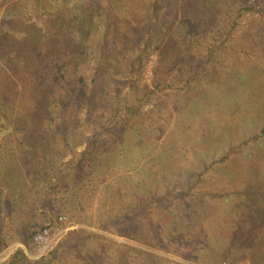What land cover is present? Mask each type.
<instances>
[{
    "label": "rangeland",
    "instance_id": "374dc122",
    "mask_svg": "<svg viewBox=\"0 0 264 264\" xmlns=\"http://www.w3.org/2000/svg\"><path fill=\"white\" fill-rule=\"evenodd\" d=\"M146 1L136 0L134 9L139 12L134 9L126 12L123 9L120 17L113 19L110 24L112 36L110 34L109 40L114 42L112 39H117L119 48L111 47L109 42L108 52L117 57L116 61L122 66L131 63L133 56L143 49V33L139 34L142 26L138 20L144 12ZM168 1L171 8L164 18L165 22L170 20L171 30L163 42L154 46L155 50L144 57V69L139 75V90L149 86L154 92L148 95V101L144 103L140 115L132 122L120 124L121 135L109 132V136L113 137L102 139L98 150L87 163L89 168L93 167V171L86 176H79L78 183L66 176L74 177L73 165L79 161L80 150L84 148L81 145L77 150L74 148L82 141L79 136L77 137L80 139L72 143V152L68 149L56 152L48 146L49 143L54 144L56 138H49L50 141L44 145L42 142L37 147L36 154L40 157L45 148L49 149L45 152L49 154V159L53 157L55 160H63L62 165L66 163L62 167L58 184H55L56 192L51 197V214H46L47 218L39 217L38 214L36 217H28L22 212L23 206H18V213L13 214V217L1 216L0 233L3 237L0 238V264H5L18 249L27 250L23 244V236L26 226L29 227L28 222H34L31 231L38 230L48 224L57 225L62 216L67 218L66 227L69 228L63 240L71 232L90 231L105 235L148 251L151 255L145 253L143 257L149 264L264 263V138L257 144L241 147L245 140L264 129V50L258 48L252 39L262 26L264 28V16L257 17L253 22H250L249 17L244 19L236 40L219 52L212 64H207L215 74L213 76L209 73L207 78L223 81V87L234 84L239 91L230 94L225 101H219L223 93L221 90V95L217 94L215 87L211 92L205 93L206 103L200 105L197 98L193 99L196 89L193 85L188 87L183 79L168 81V86L163 85L165 89L155 90L157 77H161L164 67L168 68V63L183 58H176L184 47L181 39L175 35L183 0H166ZM222 4L225 14L233 13L244 6L245 0H225ZM254 64L260 70L261 79L255 83L260 104L255 99L248 103L244 96L245 76ZM3 66L0 61V71ZM123 72L124 75L118 74L119 78L122 77L118 83L119 93L126 97L131 94V87L126 80L128 73ZM175 73L177 71L171 73V78L176 77ZM19 90L20 85L18 89L12 88L7 98H11L12 94L15 97ZM20 98L18 95L17 99H13L17 105ZM111 98L103 102L105 106L114 105L109 101ZM207 103H212L210 108ZM136 120L138 122L134 124ZM15 121L19 124L17 127H29L26 120ZM116 122L114 125H117ZM230 124L232 128H229ZM134 131L138 133L134 134ZM138 137L143 141L142 145L147 153L144 157L140 149L134 146ZM32 138L33 141H38L39 135ZM227 140L230 143H225ZM39 143L41 142L36 145L39 146ZM167 143L170 147L176 145L178 151L174 159L163 164V160L155 159V156L160 151L165 156H172ZM229 147L233 148L230 158L222 161L228 154ZM4 157L8 158L6 154ZM138 158L140 161L137 164ZM216 161L221 164L211 167V163ZM135 164L137 166L133 169ZM82 168L84 166L77 168L78 174L82 173ZM48 171L50 172V168ZM0 173L4 177L6 170ZM144 180L149 184L147 188L143 184ZM28 183L33 185L31 181ZM1 184L0 182V186ZM148 190L153 192L149 195ZM47 191L45 187L43 193ZM38 192L33 191L31 194ZM153 194L155 195L151 196ZM135 199L142 206L153 200L154 204L161 202L158 205L165 208L157 210L154 205L141 213H135L136 222L142 221L149 225V230L138 231L137 242L118 237L116 232L124 230L121 221H115L107 229L103 227L111 215L119 214L121 209L117 200L122 205L133 208L137 203L133 202ZM190 223L196 225L193 232L197 239L191 242L193 245L189 241L192 230ZM179 232L182 234L181 240L169 239L174 233L179 235ZM78 242L79 239L73 250L65 252L64 257L54 264H81L87 259L103 264L102 251H95L96 256L91 253L94 248L91 249L88 244L85 247L78 246ZM116 250L113 246L110 250L107 248L112 260L110 264H119L116 261ZM27 255L32 261L35 260L33 248Z\"/></svg>",
    "mask_w": 264,
    "mask_h": 264
},
{
    "label": "trees",
    "instance_id": "16d2710c",
    "mask_svg": "<svg viewBox=\"0 0 264 264\" xmlns=\"http://www.w3.org/2000/svg\"><path fill=\"white\" fill-rule=\"evenodd\" d=\"M222 3H225V0H183L181 15L178 18V31L175 34L181 39V45L184 47L183 52L176 58H183H172L173 61L167 64L168 68L164 67L161 77H157L155 90L165 89L163 85L168 86V81L183 79L188 87L193 85L196 89L193 99L197 98L200 105L206 103L205 93L211 92L215 87L217 94H220L221 90L223 93L219 101H225L230 94L239 91L234 84H228L226 88L223 87V81L207 78L209 73L215 76L207 64H212L217 54L236 40L244 19L249 17L250 22H253L257 17L264 16V0H245L244 6L226 14ZM136 5V0H0V61L4 65L0 71V172L6 170L4 177L0 173V220L3 215L13 217V214H17L18 206H23L22 212L28 217H36L38 214L39 217L47 218L46 214H51V197L56 192L55 184H58L62 167L66 163L62 165L61 159H49V154L45 153L49 149L42 150V157L36 154L37 147H40L42 142L44 145L50 141L49 138H56L54 144L49 143L48 146L56 152H63V149L72 152L73 141L81 138V143L74 147L77 150L80 145L84 146L80 150L79 161L73 165L74 177L66 176L78 183L79 176H86L93 171V167L89 168L87 163L93 158L102 139L113 137L109 136V132L121 135L120 124L134 121L140 115L144 103L148 101V95L154 93L149 86L139 90L138 80L144 69V57L151 50H155L154 46L161 44L171 30L170 20L165 22L171 8L169 1H146L144 12L138 20L141 21L139 34L143 33L144 45L143 49L133 56L131 63L122 66L116 61L117 57L108 52L109 42L111 47L119 48L117 39H112L114 42L109 40L112 36L111 30L109 31L112 20L119 18L123 9L129 12ZM252 39L258 48L264 50L263 26ZM123 71L128 73L126 80L131 87V94L126 97L119 93L118 83L122 77L119 78L118 74L124 75ZM175 71L176 77L171 78V73ZM245 77V100L251 103L250 101L255 99V102L260 104L255 86L261 79L259 68L255 64L251 65ZM262 79L264 81V78ZM19 85L20 92L16 93L15 97V94H12L11 98H7L10 90L18 89ZM18 95L21 97L19 105L13 100L17 99ZM110 97L112 98L109 101L114 105L105 106L103 102L108 101L107 98ZM211 104L206 105L210 108ZM15 119L26 120L29 127H17L19 124ZM115 122L117 125H114ZM136 122L138 121L134 124H137ZM229 128H232L231 124ZM137 133L134 131V134ZM36 134L39 139L33 141L32 137ZM138 138L139 140L134 141V146L140 149L144 157L147 153L142 145L143 141ZM261 138H264V129L245 140L241 147L257 144ZM38 142H41L39 146L36 145ZM168 144L172 156L166 155L169 157L167 158L162 151L155 156V159H162L163 164L177 155V146L170 147ZM159 148L162 150V147ZM232 151L233 148L229 147L228 154L222 161H227ZM5 154L8 158L4 157ZM139 161L140 158L137 164ZM211 164V167H214L221 163L216 161ZM80 166L84 168L82 173L78 174L77 168ZM29 181L33 185L28 183ZM143 184L146 188L149 186L147 180H144ZM45 187L48 191L43 193ZM37 190L38 193L31 194ZM152 192L148 190L149 195ZM184 196L186 195H182ZM133 202L137 203L132 208L117 200L121 209L119 214L111 215L103 227L107 229L115 221H121L124 230L116 232L118 237L137 242L138 231L149 230V225L142 221L136 222L135 213H141L154 205L157 210L165 208L158 205L161 202L154 204L153 200L145 206L138 200ZM27 224L29 227L26 226L23 244L29 252L33 248L35 233L46 226L31 231L34 222ZM189 227L192 229L189 240L191 243L197 239L194 233L196 225L190 223ZM1 237L3 235L0 233ZM181 237L179 232V235L174 233L169 239L177 241L181 240ZM78 239V246L85 247L88 244L91 249L94 248L92 254L97 256L95 251H102L103 264L112 262L107 251L111 246L117 248L116 261L119 264H149L143 257L145 253L151 255L148 251L90 231L71 232L49 256L34 261L25 250L18 249L5 264H54L64 257L65 252L73 250ZM80 263L96 264L89 259ZM256 264L264 263L260 261Z\"/></svg>",
    "mask_w": 264,
    "mask_h": 264
},
{
    "label": "built area",
    "instance_id": "2783aa9c",
    "mask_svg": "<svg viewBox=\"0 0 264 264\" xmlns=\"http://www.w3.org/2000/svg\"><path fill=\"white\" fill-rule=\"evenodd\" d=\"M57 225H49L38 230L33 237V254L35 259L49 256L51 251L56 248L63 240L69 228L66 227L67 218H59Z\"/></svg>",
    "mask_w": 264,
    "mask_h": 264
},
{
    "label": "crops",
    "instance_id": "0c3cea01",
    "mask_svg": "<svg viewBox=\"0 0 264 264\" xmlns=\"http://www.w3.org/2000/svg\"><path fill=\"white\" fill-rule=\"evenodd\" d=\"M41 208V207H40ZM25 252H26V250H25ZM27 253V252H26ZM8 254H11V253H8Z\"/></svg>",
    "mask_w": 264,
    "mask_h": 264
}]
</instances>
